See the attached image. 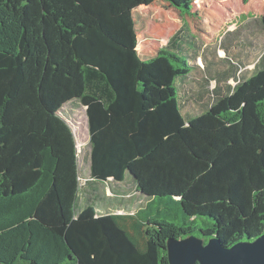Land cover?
<instances>
[{"label":"trees","instance_id":"trees-1","mask_svg":"<svg viewBox=\"0 0 264 264\" xmlns=\"http://www.w3.org/2000/svg\"><path fill=\"white\" fill-rule=\"evenodd\" d=\"M155 1L0 0V264H168V239L264 232V54L246 71L182 25L142 58L133 10ZM74 99L92 177H133L135 212L76 209Z\"/></svg>","mask_w":264,"mask_h":264},{"label":"rangeland","instance_id":"rangeland-1","mask_svg":"<svg viewBox=\"0 0 264 264\" xmlns=\"http://www.w3.org/2000/svg\"><path fill=\"white\" fill-rule=\"evenodd\" d=\"M263 12L264 0H193L189 14H181L167 1L156 0L133 10L137 50L142 58L152 57L182 25H187L203 47V54H218L219 43L226 40L231 52L238 54L237 58L250 60L245 70L252 71L254 60L264 54V32L255 21ZM231 31L236 33L230 35ZM219 54L224 52L220 50ZM62 114L73 130L78 153L76 209L92 204L98 214H123L143 207L147 198L138 192L130 175L123 181H98L92 177L84 106L74 99L63 107Z\"/></svg>","mask_w":264,"mask_h":264},{"label":"water","instance_id":"water-1","mask_svg":"<svg viewBox=\"0 0 264 264\" xmlns=\"http://www.w3.org/2000/svg\"><path fill=\"white\" fill-rule=\"evenodd\" d=\"M165 250L168 264H264V232L231 246L217 236L207 242L193 235L168 239Z\"/></svg>","mask_w":264,"mask_h":264}]
</instances>
